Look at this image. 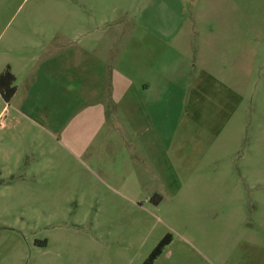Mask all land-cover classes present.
I'll list each match as a JSON object with an SVG mask.
<instances>
[{
    "label": "rangeland",
    "instance_id": "rangeland-1",
    "mask_svg": "<svg viewBox=\"0 0 264 264\" xmlns=\"http://www.w3.org/2000/svg\"><path fill=\"white\" fill-rule=\"evenodd\" d=\"M57 1L0 0V74L8 68L20 90L38 64L27 61L56 50L41 39L57 32ZM182 1L187 26L239 27L233 47L230 35L209 40L212 68L232 72L241 97L224 129L234 131L237 156L225 159L231 146L223 134L207 155L168 149L153 169L131 140L98 148L84 136L16 130L17 101L0 96L7 125L0 136L16 152L6 158L19 165L0 172L2 264H143L166 234L171 242L153 264H264V0Z\"/></svg>",
    "mask_w": 264,
    "mask_h": 264
},
{
    "label": "crops",
    "instance_id": "crops-1",
    "mask_svg": "<svg viewBox=\"0 0 264 264\" xmlns=\"http://www.w3.org/2000/svg\"><path fill=\"white\" fill-rule=\"evenodd\" d=\"M57 4V32L41 39L55 44L56 50L27 61L28 67L38 64L24 89L15 87L9 104L17 101L13 110L19 117L10 122L12 127L30 126L49 136H84L98 148L118 138L122 143L131 140L135 149L147 154L153 169L161 166L155 155L168 149L207 155L240 107L232 72L212 68L209 41L230 35L233 47L239 33L235 21H194L187 26L182 0H58ZM146 11L152 13L147 20ZM41 28L47 30L46 25ZM62 105L68 112L64 124L58 123L63 120ZM1 119L4 130L7 125ZM112 123L120 124L119 132ZM224 135L231 146L225 159L231 162L239 152L232 143L235 134L231 130ZM4 136L0 154L5 156L0 162L6 166L0 163V172L19 171V165L11 166L6 158L16 152ZM185 143H195L196 148Z\"/></svg>",
    "mask_w": 264,
    "mask_h": 264
},
{
    "label": "trees",
    "instance_id": "trees-1",
    "mask_svg": "<svg viewBox=\"0 0 264 264\" xmlns=\"http://www.w3.org/2000/svg\"><path fill=\"white\" fill-rule=\"evenodd\" d=\"M16 88L14 86V76L7 68L0 74V96L5 103H8L14 95ZM170 235L166 234L149 254L148 259L143 264H152L153 261L161 254L163 248L169 244ZM45 245V243L43 244Z\"/></svg>",
    "mask_w": 264,
    "mask_h": 264
}]
</instances>
